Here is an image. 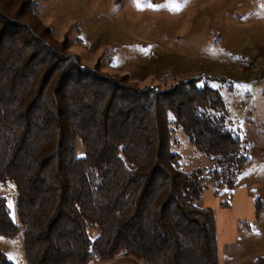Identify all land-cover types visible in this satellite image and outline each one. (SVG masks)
I'll return each instance as SVG.
<instances>
[{"label": "trees", "instance_id": "16d2710c", "mask_svg": "<svg viewBox=\"0 0 264 264\" xmlns=\"http://www.w3.org/2000/svg\"><path fill=\"white\" fill-rule=\"evenodd\" d=\"M34 0H0V180L17 190L12 217L0 195V233L21 234L29 264H87L132 254L145 264H218L211 184L231 205L250 161L226 125L220 90L182 78L140 87L82 64ZM173 121L216 162L184 170ZM84 155L77 153L78 140ZM256 211L264 208L258 196ZM96 226L92 238L88 226ZM0 264H15L0 250ZM250 264H264L257 255Z\"/></svg>", "mask_w": 264, "mask_h": 264}, {"label": "rangeland", "instance_id": "374dc122", "mask_svg": "<svg viewBox=\"0 0 264 264\" xmlns=\"http://www.w3.org/2000/svg\"><path fill=\"white\" fill-rule=\"evenodd\" d=\"M34 1L55 37L68 38L70 49L84 65L100 63L103 71L127 74L140 87L164 89L182 78L201 76L200 84L220 90L228 109L226 125L244 140L250 161L238 174L230 206L221 204L227 188L215 193L213 184L196 203L214 208L221 238L229 220L228 227L236 229L248 254L257 244L250 245L255 236L250 239L244 221L255 222L247 213L254 212V198L264 201V0H186L179 11L172 10L170 0ZM149 2L162 7H148ZM171 119V148L180 155L179 166L193 170L214 164L215 156L198 149L173 115ZM77 153L84 155L80 139ZM0 195L7 198L16 220L15 182L0 180ZM256 222L264 227L262 217ZM88 232L95 238L98 228L89 225ZM256 236L264 243V234ZM0 250L15 264H29L21 234L0 233ZM87 264L145 263L119 253Z\"/></svg>", "mask_w": 264, "mask_h": 264}, {"label": "crops", "instance_id": "0c3cea01", "mask_svg": "<svg viewBox=\"0 0 264 264\" xmlns=\"http://www.w3.org/2000/svg\"><path fill=\"white\" fill-rule=\"evenodd\" d=\"M235 193V189H234ZM237 196V193H236ZM258 196L254 198V212L248 211L247 213H251L253 215L250 219H253L252 224L247 219L244 221L247 225L248 233H250V239L255 236V241H251L250 245L255 246L248 254L244 253L245 244L241 245L237 238V233H235V228L228 227V221L226 219L224 224V231L222 238L219 237L218 233V243H219V262L218 264H250L254 257L257 255H264V243L263 240H259L256 235L264 234V227H262V223L256 222L258 217H262L264 221V208L259 212L256 211L255 200ZM235 201V200H234ZM234 203V202H233ZM244 210V215L247 214ZM243 215V216H244ZM244 218V217H243ZM249 219V220H250ZM264 225V224H263ZM230 226V225H229ZM218 229V228H217ZM223 240V241H222ZM223 243V246H222ZM229 245V246H228Z\"/></svg>", "mask_w": 264, "mask_h": 264}, {"label": "snow or ice", "instance_id": "6c2138e0", "mask_svg": "<svg viewBox=\"0 0 264 264\" xmlns=\"http://www.w3.org/2000/svg\"><path fill=\"white\" fill-rule=\"evenodd\" d=\"M186 0H170V3L172 5V10L174 11H179L181 7L185 4ZM138 7L140 6L139 4L137 5ZM148 7H162V6H153L149 2L147 5ZM237 87H244L243 85H237Z\"/></svg>", "mask_w": 264, "mask_h": 264}]
</instances>
